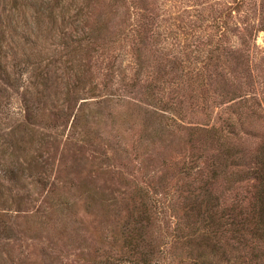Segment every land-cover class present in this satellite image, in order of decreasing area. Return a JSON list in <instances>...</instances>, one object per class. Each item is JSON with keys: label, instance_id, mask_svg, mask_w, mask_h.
<instances>
[{"label": "rangeland", "instance_id": "obj_1", "mask_svg": "<svg viewBox=\"0 0 264 264\" xmlns=\"http://www.w3.org/2000/svg\"><path fill=\"white\" fill-rule=\"evenodd\" d=\"M0 66V264H264L189 243L258 196L264 0H0Z\"/></svg>", "mask_w": 264, "mask_h": 264}, {"label": "trees", "instance_id": "obj_2", "mask_svg": "<svg viewBox=\"0 0 264 264\" xmlns=\"http://www.w3.org/2000/svg\"><path fill=\"white\" fill-rule=\"evenodd\" d=\"M80 67L84 68V70L80 73L81 77L78 76L77 79L81 80L82 83H86L90 79L89 69L86 64L82 63H80ZM0 68L3 72H7L1 66ZM262 148L264 153V144H262ZM254 172L256 173L254 187L258 191V196L253 194L255 201V203L251 202L254 204L253 207L251 204L247 210H244V207L239 202L228 203L224 206V204L221 205L216 201V198L215 202L212 199H208L207 203H205L206 207L207 205L208 207L205 212L206 215L201 218V232L199 234L195 230L194 237L189 241L192 246H195L199 257L204 259L220 257V259L229 261L230 255L235 254L240 257L238 255L240 248H248L253 254L258 250L262 255V247H264V165ZM257 206L260 207L259 210ZM197 207L200 208L201 203ZM191 208H196L193 203ZM146 211L147 209L145 208L142 214L143 218H146ZM248 216L255 218L256 221L252 223ZM224 220H227V222H224ZM228 220L230 221L228 222ZM225 224H229L228 227ZM142 240L141 234H139L136 242L130 241V257L136 263L140 261L146 263L152 254V251L147 254L139 253L137 248ZM236 243H239V245H236Z\"/></svg>", "mask_w": 264, "mask_h": 264}]
</instances>
